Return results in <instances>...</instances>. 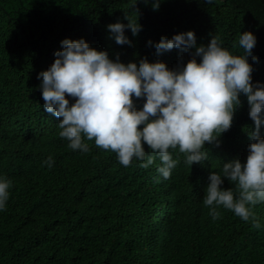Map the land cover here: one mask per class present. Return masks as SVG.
Segmentation results:
<instances>
[{"label": "trees", "instance_id": "1", "mask_svg": "<svg viewBox=\"0 0 264 264\" xmlns=\"http://www.w3.org/2000/svg\"><path fill=\"white\" fill-rule=\"evenodd\" d=\"M126 17L142 26L135 36L125 29L130 46L107 28ZM188 30L197 45L217 36L236 55L240 32H253L252 80L264 82V0H0V175L13 182L0 211V264H264V202L253 206L259 229L223 206L213 219L204 203L210 172L246 160L255 124L244 94L219 146L205 143L208 159L190 166L169 149L178 161L170 179L157 172L158 156L145 169L135 159L123 166L94 141H85L87 153L72 150L60 118L44 110L38 73L64 38H84L113 60L146 57L176 69L195 49L157 53L147 42ZM134 100L142 107L144 98ZM222 187L235 189L226 178Z\"/></svg>", "mask_w": 264, "mask_h": 264}, {"label": "clouds", "instance_id": "2", "mask_svg": "<svg viewBox=\"0 0 264 264\" xmlns=\"http://www.w3.org/2000/svg\"><path fill=\"white\" fill-rule=\"evenodd\" d=\"M126 19L127 24L117 21L107 28L117 44L130 46L125 29L135 36L142 26L137 19ZM147 43L157 53L173 48L195 52L186 64L170 69L164 61L150 62L146 57L138 64L124 63L118 57L113 60L106 50L91 47L84 38L61 41L54 61L38 73L44 110L60 118V137L72 150L84 153L90 151L85 141H94L114 152L125 167L135 159L147 169L158 156L157 172L170 179L178 161L169 149L179 148L190 166L208 159L205 143L219 146L218 137L230 129L244 94L255 124L246 160L224 162L220 171L210 172L204 203L210 206L213 219L220 218L217 206H223L261 228L253 206L264 202V137L259 134L264 124V82H253V66L248 61L256 45L254 33L240 32V55L223 47L217 36L207 45H197L193 30ZM134 98H144L142 107H137ZM144 144L153 154L145 151ZM43 163L51 168L54 159L49 156ZM225 178L235 189L222 187ZM12 183L0 175V211L6 209Z\"/></svg>", "mask_w": 264, "mask_h": 264}]
</instances>
